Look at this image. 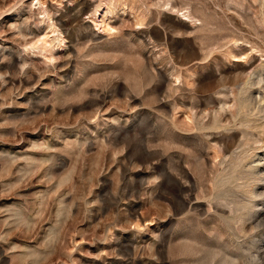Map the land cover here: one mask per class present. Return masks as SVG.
Returning a JSON list of instances; mask_svg holds the SVG:
<instances>
[{
    "label": "rangeland",
    "instance_id": "rangeland-1",
    "mask_svg": "<svg viewBox=\"0 0 264 264\" xmlns=\"http://www.w3.org/2000/svg\"><path fill=\"white\" fill-rule=\"evenodd\" d=\"M0 264H264V0H0Z\"/></svg>",
    "mask_w": 264,
    "mask_h": 264
}]
</instances>
